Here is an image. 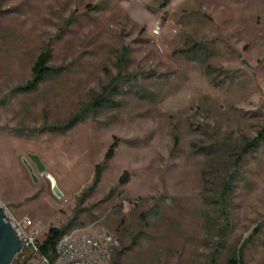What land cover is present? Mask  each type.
Instances as JSON below:
<instances>
[{"label": "rangeland", "instance_id": "obj_1", "mask_svg": "<svg viewBox=\"0 0 264 264\" xmlns=\"http://www.w3.org/2000/svg\"><path fill=\"white\" fill-rule=\"evenodd\" d=\"M0 205L112 264H264V0H0Z\"/></svg>", "mask_w": 264, "mask_h": 264}, {"label": "built area", "instance_id": "obj_2", "mask_svg": "<svg viewBox=\"0 0 264 264\" xmlns=\"http://www.w3.org/2000/svg\"><path fill=\"white\" fill-rule=\"evenodd\" d=\"M158 34L160 27L154 29ZM5 220L12 226L22 246L16 258L28 255V259L37 258L42 264H112L113 256L119 243L117 238L105 228L95 233L77 231L62 234L55 246V256L50 258L40 254L42 225L28 217L16 218L5 206H2ZM79 234V235H78Z\"/></svg>", "mask_w": 264, "mask_h": 264}, {"label": "trees", "instance_id": "obj_3", "mask_svg": "<svg viewBox=\"0 0 264 264\" xmlns=\"http://www.w3.org/2000/svg\"><path fill=\"white\" fill-rule=\"evenodd\" d=\"M46 59H47V55L46 54H43V55H41L38 58L37 62L35 63V66L33 68V72H34V75H35V80L32 83H30L28 86H26V87L18 88L15 92H17V93L33 92L37 88V85L41 81H43L46 77H48L50 75V73H51L50 69H48L45 66L46 65ZM73 126H74V121L71 122L69 125H67L65 127V129H69V128L73 127ZM56 129H58V128H56ZM116 146H117V144H114L111 147V149L109 150V152L107 153V155L105 157L106 161L111 160L115 156ZM103 169H104V164L97 165L96 172H95V177H96L95 182L96 183L100 180L102 172H103ZM125 177L121 178L120 182L122 184L127 183ZM64 233L65 232L62 231L59 228L51 227L49 229L48 233L46 234V237H45L44 241L40 244V254L48 256V257L53 259L54 256H55L56 243H57L59 237L62 234H64ZM27 260L28 259L22 260L21 264H25ZM230 263L231 264H240L241 261H240V259L235 257V258H232L230 260Z\"/></svg>", "mask_w": 264, "mask_h": 264}, {"label": "water", "instance_id": "obj_4", "mask_svg": "<svg viewBox=\"0 0 264 264\" xmlns=\"http://www.w3.org/2000/svg\"><path fill=\"white\" fill-rule=\"evenodd\" d=\"M39 168L43 170L42 166ZM30 170L35 177L31 167ZM22 246L12 226L5 220V214L0 206V264H12L17 254L21 252Z\"/></svg>", "mask_w": 264, "mask_h": 264}, {"label": "crops", "instance_id": "obj_5", "mask_svg": "<svg viewBox=\"0 0 264 264\" xmlns=\"http://www.w3.org/2000/svg\"><path fill=\"white\" fill-rule=\"evenodd\" d=\"M31 262H36V263H38V264H42V263L40 262V260L37 259V258L28 259V260L26 261L25 264H30Z\"/></svg>", "mask_w": 264, "mask_h": 264}, {"label": "flooded vegetation", "instance_id": "obj_6", "mask_svg": "<svg viewBox=\"0 0 264 264\" xmlns=\"http://www.w3.org/2000/svg\"><path fill=\"white\" fill-rule=\"evenodd\" d=\"M22 261V258H14V260H13V262H12V264H20V262Z\"/></svg>", "mask_w": 264, "mask_h": 264}]
</instances>
